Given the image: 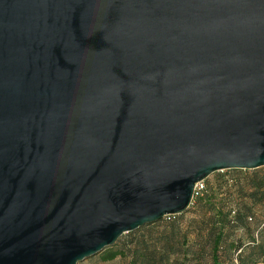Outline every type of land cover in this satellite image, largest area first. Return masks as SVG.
<instances>
[{"label":"water","instance_id":"1","mask_svg":"<svg viewBox=\"0 0 264 264\" xmlns=\"http://www.w3.org/2000/svg\"><path fill=\"white\" fill-rule=\"evenodd\" d=\"M264 165V0H0V264H77Z\"/></svg>","mask_w":264,"mask_h":264},{"label":"trees","instance_id":"2","mask_svg":"<svg viewBox=\"0 0 264 264\" xmlns=\"http://www.w3.org/2000/svg\"><path fill=\"white\" fill-rule=\"evenodd\" d=\"M253 174L246 182L228 183L217 176L194 195L188 208L163 216L135 230L155 227L136 238L128 264H260L264 262V165L255 168H225ZM258 205L260 208L258 210ZM195 209L197 215L183 220ZM180 217V219L178 218ZM141 239H144L142 246ZM102 260L124 256L115 241L98 252Z\"/></svg>","mask_w":264,"mask_h":264},{"label":"rangeland","instance_id":"3","mask_svg":"<svg viewBox=\"0 0 264 264\" xmlns=\"http://www.w3.org/2000/svg\"><path fill=\"white\" fill-rule=\"evenodd\" d=\"M263 166V165H262ZM257 168V167H256ZM251 169V168H248ZM253 172L251 170L248 171H230V170H216L212 173H210L207 177L204 178L203 180V187L206 185V182H214L217 176L224 177V180L228 183L234 182V179H240L243 182H246L247 178L251 177ZM202 187V188H203ZM260 206L258 205L257 209L258 210ZM197 215V211L195 209H191L187 211L183 215V220H186L187 218L191 216ZM180 219V217H178ZM137 229V228H135ZM133 229V230H135ZM156 228H148L147 230H139L136 231L134 234L128 233V231L123 232L116 240L117 244L121 246V248L124 249L126 254L124 256H116L115 258L111 260H102L100 258L99 253H95L93 255H90L88 257H85L84 259L80 260L77 262V264H128V260L130 259V252L132 248L136 245V238L141 237L145 234V238L148 237L149 232L155 231ZM131 231V230H129ZM150 237H148L147 242H153L154 240L150 241ZM142 243H144V239H141V243H138L139 246H142Z\"/></svg>","mask_w":264,"mask_h":264},{"label":"built area","instance_id":"4","mask_svg":"<svg viewBox=\"0 0 264 264\" xmlns=\"http://www.w3.org/2000/svg\"><path fill=\"white\" fill-rule=\"evenodd\" d=\"M203 180H200V181L196 182L193 196L197 195V194H199L201 192L202 187H203ZM170 215H173V214H167V216H170ZM260 264H264V262L260 263Z\"/></svg>","mask_w":264,"mask_h":264}]
</instances>
